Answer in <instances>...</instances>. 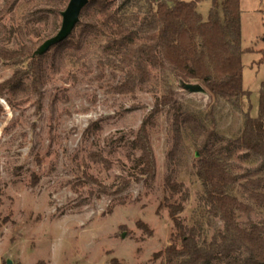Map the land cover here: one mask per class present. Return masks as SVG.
<instances>
[{"label":"rangeland","instance_id":"1","mask_svg":"<svg viewBox=\"0 0 264 264\" xmlns=\"http://www.w3.org/2000/svg\"><path fill=\"white\" fill-rule=\"evenodd\" d=\"M122 1L115 0V6ZM145 1L133 0L131 6ZM224 1L217 0L220 11ZM240 3L244 88L251 92L252 115L258 116L264 82V0ZM45 7L43 0H0V24L17 29L10 47L29 37L37 39V27L44 28L42 37L52 31L39 18ZM214 7V0L199 4L205 21ZM101 42L103 36L90 38L83 49L90 53L77 65L67 56L51 69L40 104L36 95L26 92L0 96V264H112L114 258L125 264H159L152 258L170 244L174 228L167 209H158L169 173L190 192L181 213L186 221L201 225L207 238L221 229L222 221L199 202L198 146L188 123L181 127L176 158L170 157L178 114L216 128L225 146L222 155L237 174L264 176L263 160L236 143L244 116L232 104L213 98L196 79L183 83L174 72L152 66L144 89L118 92L114 86L122 81V73L98 63ZM14 71L15 65L0 60V83ZM169 87L177 93V106L153 114L157 97ZM146 118L151 119L156 180L151 186L134 180L118 196L98 192L85 172L108 186L116 185L122 174L134 178L139 152L131 142ZM92 151L108 157L111 167L91 163L87 157ZM246 179L240 177L230 191L254 206L253 219L264 220V207L246 196ZM247 220L239 212L241 224L246 226Z\"/></svg>","mask_w":264,"mask_h":264},{"label":"trees","instance_id":"2","mask_svg":"<svg viewBox=\"0 0 264 264\" xmlns=\"http://www.w3.org/2000/svg\"><path fill=\"white\" fill-rule=\"evenodd\" d=\"M70 0H43L40 19H44L51 34L61 28V17ZM206 0H146L144 4L123 0L116 7L115 0H89L83 8L80 20L72 34L64 41L40 52L51 34L41 36L44 28H36L37 39L29 37L10 47L17 29L0 24V60L15 65L13 75L0 83V96L10 93L16 96L26 92L37 96L40 104L44 97L51 69L69 56L75 65L90 52H83L90 38L103 36L105 42L97 46L98 63L122 73V81L114 86L121 93L144 89L151 79L150 66L170 70L182 78L183 83L199 81L205 90L219 100L225 99L244 116V129L236 143L247 148L264 162V82L260 90L258 116L252 115L251 92L244 88V64L242 49V10L240 0H225L220 11L219 3L210 11L207 21L198 7ZM50 6V7H48ZM264 11V9H263ZM54 17V18H51ZM6 36V37H5ZM54 36V35H53ZM249 51V50H248ZM177 93L168 91L157 97L153 114L165 106H177ZM174 119L178 136L170 152L175 159L181 139V127L188 123L197 144V176L202 184L199 202L208 213L219 218L223 225L210 238L204 235L201 225L189 224L182 216L190 192L184 182L169 173L164 181L165 195L159 210L167 209L174 223L170 244L157 251L152 260L159 264H264V220L252 218L254 206L231 193L240 177L249 200L264 207V176L251 177L249 173L237 174L223 157L224 145L215 127L191 116ZM146 118L131 142L139 152L137 172L133 177L119 175L116 185H105L90 173L91 183L98 192L118 196L127 191L134 180L151 186L157 177V161L150 141ZM91 163L108 165L110 161L101 153L92 151L87 157ZM88 180V179H87ZM90 181V180H88ZM239 212L248 220L244 226ZM138 224L145 231V223ZM112 264H125L114 258Z\"/></svg>","mask_w":264,"mask_h":264},{"label":"water","instance_id":"3","mask_svg":"<svg viewBox=\"0 0 264 264\" xmlns=\"http://www.w3.org/2000/svg\"><path fill=\"white\" fill-rule=\"evenodd\" d=\"M89 0H70L66 9L62 13V25L56 35L49 38L41 47L40 52H45L51 46L67 39L76 28L83 8Z\"/></svg>","mask_w":264,"mask_h":264}]
</instances>
